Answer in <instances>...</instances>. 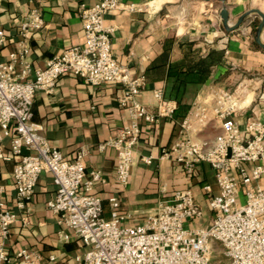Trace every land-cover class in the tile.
<instances>
[{"label": "built area", "instance_id": "obj_1", "mask_svg": "<svg viewBox=\"0 0 264 264\" xmlns=\"http://www.w3.org/2000/svg\"><path fill=\"white\" fill-rule=\"evenodd\" d=\"M118 10L142 11L119 0L80 5L84 44L52 56L31 77V66L26 61L27 38L43 25L41 13L34 9L18 27L17 50L0 62V173L1 163L8 159L3 147L8 138L10 154L20 158L12 172L17 211L25 210L32 202L38 177L48 173L56 192L47 207L57 216L58 224L71 230L85 248L72 264H210L217 247L227 264H264V187L258 185L264 175V104L260 118L248 119L242 130L233 115L253 103L243 83L233 91L217 89L212 104L193 103L177 123L178 138L171 146L162 147L157 157L160 162L180 164L186 175H191L199 164L212 168L218 194L208 201L213 211L208 228L185 226L203 216L188 189L176 190L171 200L159 201L155 212L135 226L122 225L125 215L118 212V200L112 197L110 216L105 219L102 200L92 193L94 185L104 183V179L98 171L86 176L84 150H79L71 162L66 161L43 137L41 125L33 121L36 93L53 94L61 76L70 74L93 87L104 83L122 87L124 94L119 102L127 110L129 122L98 149H114L115 178L122 187L128 184L136 162L141 123L155 125L162 119L172 120L176 108L161 102L160 90L155 91L159 101L155 113L138 101L144 79H133L129 68L114 59L111 36L116 27L104 24L105 15ZM5 41L6 33L0 28V50ZM141 160L146 165L153 163L150 156ZM203 190L208 193L210 187ZM2 192L0 181V264L53 263V256L45 261L26 248L14 255L6 252L10 228L19 220V214L5 207ZM23 222L27 223L26 216Z\"/></svg>", "mask_w": 264, "mask_h": 264}, {"label": "crops", "instance_id": "obj_2", "mask_svg": "<svg viewBox=\"0 0 264 264\" xmlns=\"http://www.w3.org/2000/svg\"><path fill=\"white\" fill-rule=\"evenodd\" d=\"M101 0H0V28L6 41L0 50V62L18 48V30L32 10L41 13L42 28L27 38L26 61L32 70L44 68L47 60L73 46H81L84 29L80 19V5L93 6ZM142 11H112L105 15L104 24L113 25L112 54L119 64L129 68L133 79L143 78L138 101L155 113L159 103L155 91L162 92L161 102L182 113L172 120L162 119L155 125L141 123L139 144L135 150L126 186L115 178L116 153L99 145L116 137L129 122L127 110L120 105L123 88L111 83L99 87L86 85L72 75L61 76L53 94L37 92L33 100V121L41 125V134L56 147L68 162L79 150H84L86 176L98 171L104 183H96L92 193L101 198L103 216H110L109 199L118 200V212L125 215L123 226H135L155 212L158 202L171 200L176 190L188 189L203 210L201 219L186 222L189 229L208 228L213 211L208 207L211 196L217 195L214 171L208 164H199L191 175H186L176 162L157 160L162 147L171 146L179 136L177 124L189 112L193 103L212 104L217 89L231 90L243 83L253 98L250 108L233 115L244 129L248 119L260 118L264 104V51L253 39V24L259 23L256 14L248 17L238 30L227 33L219 20L221 0H119ZM229 22L257 9L264 14V0H225ZM264 44V29L261 33ZM221 54V60L206 72L204 81L194 66L210 53ZM18 69L16 71L18 72ZM187 111L184 113V110ZM2 130H0L1 133ZM9 139H4L7 160L1 164V198L5 207L19 214L10 228L5 243L6 252L14 255L26 248L45 260L53 256V263L72 264L85 248L73 232L58 224L57 216L47 207L55 196L56 187L51 175L38 177L33 200L22 211L15 207V185L12 172L19 157L10 154ZM152 157L146 165L141 157ZM258 185L264 187V175ZM209 186L210 192L203 187ZM24 216L27 223L23 222Z\"/></svg>", "mask_w": 264, "mask_h": 264}, {"label": "water", "instance_id": "obj_3", "mask_svg": "<svg viewBox=\"0 0 264 264\" xmlns=\"http://www.w3.org/2000/svg\"><path fill=\"white\" fill-rule=\"evenodd\" d=\"M194 1L208 2L210 0H194ZM221 1H222V4H221L220 12H219V20L222 22V26L227 33H232L238 30V28L244 23V21L251 15L256 14L258 16L259 23L255 28L253 39L256 42V44L264 51V44L262 43L261 38H260L261 33L264 29V14L261 13L257 9L250 10L242 14L241 16H239L235 24H231L228 20L229 14H228L227 7L226 5H224L225 0H221Z\"/></svg>", "mask_w": 264, "mask_h": 264}, {"label": "trees", "instance_id": "obj_4", "mask_svg": "<svg viewBox=\"0 0 264 264\" xmlns=\"http://www.w3.org/2000/svg\"><path fill=\"white\" fill-rule=\"evenodd\" d=\"M258 25V22L255 21L253 24V33L255 32V28ZM221 54L219 53H214V51H210L209 55L205 57L204 59H199L198 63L194 66L198 70L200 74H202L199 79H197L199 82L204 81L206 72L210 70L212 66L215 64H218L221 60ZM187 111V109L184 110V113ZM178 113H182V111L178 112V110L175 111L174 115H178Z\"/></svg>", "mask_w": 264, "mask_h": 264}, {"label": "rangeland", "instance_id": "obj_5", "mask_svg": "<svg viewBox=\"0 0 264 264\" xmlns=\"http://www.w3.org/2000/svg\"><path fill=\"white\" fill-rule=\"evenodd\" d=\"M239 84H236L231 90L233 91L234 89L237 88ZM244 202L243 198L241 199V203ZM210 264H227L228 260L223 255V251L221 250L220 247H217L215 249V252L212 254V257L210 259Z\"/></svg>", "mask_w": 264, "mask_h": 264}]
</instances>
